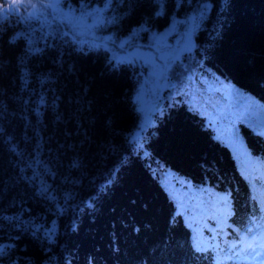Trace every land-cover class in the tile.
Instances as JSON below:
<instances>
[{"label": "trees", "instance_id": "1", "mask_svg": "<svg viewBox=\"0 0 264 264\" xmlns=\"http://www.w3.org/2000/svg\"><path fill=\"white\" fill-rule=\"evenodd\" d=\"M109 4L120 35L203 16L145 127L134 97L153 77L145 64L77 43L57 22L0 21V262L253 264L247 245L264 242V0Z\"/></svg>", "mask_w": 264, "mask_h": 264}, {"label": "rangeland", "instance_id": "2", "mask_svg": "<svg viewBox=\"0 0 264 264\" xmlns=\"http://www.w3.org/2000/svg\"><path fill=\"white\" fill-rule=\"evenodd\" d=\"M17 1L21 6L20 0ZM49 1L54 2V0ZM34 3L29 1L28 5H33ZM62 4L60 0L59 7L55 13L63 17L64 15L67 16L66 20H70V24L75 31V37L77 36L76 38L81 44L82 42H86L88 48L106 50L113 58L120 61H140L142 65L145 64L151 71L153 77L151 79L147 77L140 82L134 94L137 110H139L142 117V126L145 127L151 118L159 114V111H162L163 103L155 111L154 109L143 106V102L147 98L154 97L165 101L166 98L162 99L161 95L157 93V89L161 91L166 89L164 85L161 86L158 83V80L164 70L168 71L169 63L172 60L184 56L181 55L178 58L173 57L174 51L180 44H183V48L187 49V53L191 50L194 33L201 22L203 12L192 13L183 20L174 19L163 30H149L145 35L143 28L134 29L128 34L120 35L116 29L112 26V28L110 27V23L113 21V14L109 12L108 7L95 8V13L98 11L102 13L99 17L92 12V15L85 18H77L76 13L72 10L68 14H65V8ZM203 9L205 8L203 7ZM198 93L199 91L197 89L191 88L185 92L184 96L190 106L201 108L202 100L198 97Z\"/></svg>", "mask_w": 264, "mask_h": 264}, {"label": "flooded vegetation", "instance_id": "3", "mask_svg": "<svg viewBox=\"0 0 264 264\" xmlns=\"http://www.w3.org/2000/svg\"><path fill=\"white\" fill-rule=\"evenodd\" d=\"M29 1L35 2L34 3L35 5L50 3L49 0H34V1L33 0H20L21 2V6H20L17 0H0V9L11 6V3H12V5H16L17 7H19L20 12L23 13L24 6L28 5ZM61 1L63 3L62 4L63 7L65 8L64 13L68 14V12L72 10L73 12L76 13L77 18H85L89 16V13H92V12L95 13V8L96 9H99L100 7L102 8L108 7V9L110 8V4H109L110 0L108 1H105V0H61ZM29 11H31V9H29ZM64 17L56 13H55L54 18L52 15H48L47 20L45 22H42V26L45 27V30H46L50 28L52 24L57 22L60 26L61 33L70 35L71 37L72 36L75 37V31L73 30V27L70 24V20H66L67 16L64 15ZM9 18L13 19V18H19V17L17 15H10L8 19ZM10 24H8V26ZM73 40L76 41L77 43H80V41H78L76 37ZM84 43L86 42H82V44Z\"/></svg>", "mask_w": 264, "mask_h": 264}, {"label": "snow or ice", "instance_id": "4", "mask_svg": "<svg viewBox=\"0 0 264 264\" xmlns=\"http://www.w3.org/2000/svg\"><path fill=\"white\" fill-rule=\"evenodd\" d=\"M60 0H54V2H50L48 4H39V5H25L23 13L20 12L19 7L16 5H11L5 8L0 9V21L7 19L10 15H17L19 17V21L24 23L27 21H36L37 23L47 20L48 15H52L55 17L56 9L59 7ZM31 9V11H29ZM92 15V13H89ZM95 15L97 17L101 16V12H96ZM98 22V21H97ZM247 231L251 232V229ZM244 241H241L243 244ZM257 247L264 248V244L257 245L256 241L247 245V251L260 256L261 253L257 252ZM193 250L196 252L203 251L198 245L193 246ZM5 254V246H0V256ZM260 264H264V260L260 261Z\"/></svg>", "mask_w": 264, "mask_h": 264}, {"label": "water", "instance_id": "5", "mask_svg": "<svg viewBox=\"0 0 264 264\" xmlns=\"http://www.w3.org/2000/svg\"><path fill=\"white\" fill-rule=\"evenodd\" d=\"M187 53V49L183 48V44H180L177 49L173 53L174 58H178L181 55H185ZM158 83L161 86H165L166 89H170L174 86V81L168 77V73L166 70L162 72V75L160 79L158 80ZM163 101L158 98H147L143 102V106L149 107L150 109H154L155 111L162 105ZM0 264H4L0 262Z\"/></svg>", "mask_w": 264, "mask_h": 264}]
</instances>
